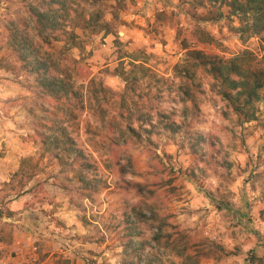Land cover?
Listing matches in <instances>:
<instances>
[{"label": "rangeland", "instance_id": "1", "mask_svg": "<svg viewBox=\"0 0 264 264\" xmlns=\"http://www.w3.org/2000/svg\"><path fill=\"white\" fill-rule=\"evenodd\" d=\"M80 1L76 13L92 9ZM91 1L113 25L109 33L78 28L83 47L71 50L80 60L76 81L85 86V108L69 133L93 164L83 171L74 153L62 161L42 142L49 99L36 75L19 69L10 37L29 20L28 5L0 0V138L13 141L0 144V159L17 150V172L26 168L10 182L0 175V203L21 197L35 206L37 264H186L173 247L179 236L191 251L203 250L201 264H264V121H243L204 66H193V79L183 70L194 62L186 47L226 59L250 50L262 58L263 35L243 36V15L230 0ZM200 28L214 39L203 40ZM92 79L108 93L89 95ZM114 117L118 133L108 124ZM129 123L139 133L112 155L104 144ZM59 212H72L77 223L58 215L44 221ZM160 220L173 242L157 238Z\"/></svg>", "mask_w": 264, "mask_h": 264}, {"label": "trees", "instance_id": "2", "mask_svg": "<svg viewBox=\"0 0 264 264\" xmlns=\"http://www.w3.org/2000/svg\"><path fill=\"white\" fill-rule=\"evenodd\" d=\"M30 12L29 20H22L20 25L13 31L11 44L13 54L19 69L29 74L36 75L37 83L41 88L42 98L49 99L48 104L43 106L46 117L41 123L39 133L42 142L49 150L56 151L55 156L60 160L66 159V155L72 153L76 156V163L83 171L93 169V164L87 159L83 149L77 144L76 137L69 133L74 122L80 118V110L85 108L84 85L76 81V70L79 59L71 55L73 48L83 47V38L77 29L100 33L112 31V21L106 19L102 9H94L96 3L91 0H84V3L92 9H84L76 13V5H81L80 0H24ZM233 12L243 15L240 31L246 38L252 35H263L264 42V0H230ZM115 7V5H112ZM118 16L116 13L115 18ZM75 18L79 23H72ZM71 22V23H70ZM201 38L205 41L213 40L211 33L200 28ZM187 58L194 61L191 66H183L186 74L193 79L192 68L204 66L210 74L220 83V93L228 102L233 111L240 115L243 121L262 120L264 121V55L259 58L252 51L246 50L230 59L211 55L197 48L186 47ZM134 60V61H133ZM188 60V59H187ZM136 59H132L135 65ZM2 61L0 66H2ZM137 66V65H136ZM6 67V66H3ZM15 69L13 65L8 67ZM92 84L95 86H92ZM98 87V88H97ZM186 89V87H184ZM95 90V91H94ZM108 93L107 87L101 82L98 85L96 80H91L89 95L94 92ZM93 93V94H92ZM188 98L196 103V93L186 89ZM107 94H104L106 96ZM97 96V95H95ZM264 108V106H263ZM130 118V117H129ZM110 132H116L117 119L111 118L108 121ZM116 126V127H115ZM119 129V128H117ZM174 129V128H173ZM139 131L129 123L128 126L118 135H111L110 143H105L103 148H108L112 155L119 152L117 147L127 146L132 139V134ZM131 159V156H129ZM25 163L16 174H24ZM122 172L128 173L126 164L122 165ZM36 174L32 173L31 177ZM85 182L84 187L90 188L91 182L87 176H82ZM25 183H22L23 186ZM139 186H144L139 184ZM92 193H85L90 196ZM4 213L0 207V216ZM165 222L159 221L157 238L166 244L173 242L172 234L167 233L164 228ZM136 222H131L127 228V234L132 235V243ZM166 233V234H165ZM174 241L173 247L177 248L178 254L185 259L186 264H201V256L198 251H191L193 246L188 243L181 245L180 236ZM208 254V253H205Z\"/></svg>", "mask_w": 264, "mask_h": 264}, {"label": "crops", "instance_id": "3", "mask_svg": "<svg viewBox=\"0 0 264 264\" xmlns=\"http://www.w3.org/2000/svg\"><path fill=\"white\" fill-rule=\"evenodd\" d=\"M8 136V135H7ZM4 136L0 138V144L4 141L12 144L10 140L12 137ZM21 154L17 150L7 149L6 154L0 159V175L3 180L10 182L12 177L19 170L21 164ZM18 196V195H16ZM30 197H32L30 195ZM21 197L14 200L13 203H5L9 206V210L3 216H0V264H37L42 254L35 251L37 249L36 243L33 241L36 237L33 235L35 231L34 219H32L33 211L36 210L32 203H20ZM0 203V207L5 205ZM53 206V205H52ZM60 216L69 221V224L77 223L78 218L73 216L72 212L68 215L65 212L48 214L45 218L47 222L48 217ZM77 218V219H76ZM34 221V222H33ZM50 228L42 234L50 233ZM78 230V227L72 228L71 231ZM38 235V232L35 233ZM47 241V240H46ZM71 247V253L74 252ZM16 252V253H14ZM42 260V259H41Z\"/></svg>", "mask_w": 264, "mask_h": 264}]
</instances>
